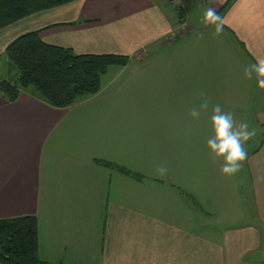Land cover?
<instances>
[{
  "label": "crops",
  "instance_id": "obj_1",
  "mask_svg": "<svg viewBox=\"0 0 264 264\" xmlns=\"http://www.w3.org/2000/svg\"><path fill=\"white\" fill-rule=\"evenodd\" d=\"M209 4L225 17L219 37L202 24ZM32 31L78 54L129 56L125 66L107 70L98 93L66 108L44 103L32 91L12 102L0 94V219L36 216L44 263L244 264L258 251L264 238V138L245 161L254 224L226 225L228 206L219 199L211 206L201 196L212 194L184 179L202 174L191 149L207 147L213 134L210 110L198 120L188 115L201 91L250 129H264V89L262 96L245 89L250 80L236 69L264 59V0H75L0 29V58ZM149 69L155 75L145 76ZM127 71L139 74L140 96L156 100V127L167 142L174 187L163 188L165 178L157 172L132 167L131 142L119 130L125 124H115L117 109L95 107L102 94L122 90L115 85L130 81L121 77ZM4 79L16 83L1 74ZM214 160L217 172L223 161Z\"/></svg>",
  "mask_w": 264,
  "mask_h": 264
},
{
  "label": "trees",
  "instance_id": "obj_2",
  "mask_svg": "<svg viewBox=\"0 0 264 264\" xmlns=\"http://www.w3.org/2000/svg\"><path fill=\"white\" fill-rule=\"evenodd\" d=\"M75 0H0V29L27 16ZM4 54L18 71V81H0V94L15 101L22 91H32L44 103L66 108L99 92L102 77L112 66L122 67L128 55L78 54L71 48L45 43L39 31L17 37ZM104 166L140 177L124 166L98 160ZM0 264H46L39 256L38 220L26 215L0 219Z\"/></svg>",
  "mask_w": 264,
  "mask_h": 264
},
{
  "label": "rangeland",
  "instance_id": "obj_3",
  "mask_svg": "<svg viewBox=\"0 0 264 264\" xmlns=\"http://www.w3.org/2000/svg\"><path fill=\"white\" fill-rule=\"evenodd\" d=\"M172 1V0H171ZM177 2V1H173ZM197 11V10H196ZM252 63L251 61H248ZM118 67V66H117ZM112 68V67H111ZM110 68V69H111ZM237 71H241V76L244 77V69L236 68ZM6 56L0 58V75L6 74L8 78L14 82L18 81V71L16 69H11ZM8 72V73H6ZM8 74V75H7ZM108 72L102 77L104 82L108 78ZM130 73V71L125 72L121 77H130L127 82L121 79L115 85V89H122L120 92L102 94L98 99V105L95 107L106 108L112 107L117 109V115L115 116V124L124 123L125 129H119L125 131L130 144V154L129 163L134 168H144L145 171L150 173L157 172L158 165H165L168 169L167 174L163 177L165 178L163 188L174 187L168 176H170V171L172 167L171 157H169V149L167 148L166 141L164 138L163 129L161 128V133L157 129L156 116L154 112L155 101L154 96L142 97L139 94V74ZM155 75L153 69H149L145 72V76ZM245 89L248 88L254 94L263 95V89H260L256 85V80L253 78L250 82L244 81ZM119 126V125H116ZM252 128L254 126H251ZM118 130V129H117ZM264 138V129L259 127L256 131V136L251 139L249 143L246 144L248 155L253 152L257 143H261ZM193 151L194 157L197 159L196 167L198 170L202 168V174L199 173V178L184 179L185 185H192L195 189L199 188L201 190L209 191L212 196L203 195L201 198L206 199L210 202L211 206L215 203L217 206V199L220 200V204L223 202L229 208L227 215L230 217L224 220L225 224L230 226V224H244L251 225L256 222L255 210L251 202L250 193V179L246 171V164L244 163L243 169L234 176H227L220 174V169L215 172L216 163L214 156L210 153L207 147L200 145L191 149ZM165 160L160 161L161 158ZM212 172L213 176L209 175ZM183 174L182 172H180ZM158 175V174H157ZM159 176V175H158ZM160 177V176H159ZM210 177L212 179H210ZM141 178L142 175H141ZM144 179V178H143ZM145 183L148 186L158 187L155 185V180L145 177ZM188 180V181H187ZM214 191H218L220 195L214 196ZM198 207V206H197ZM215 209L218 210L217 207ZM224 214V213H222ZM261 235L264 237V232ZM264 241V238H263ZM261 242V247L258 251L250 253L248 257L244 260V264H264V242Z\"/></svg>",
  "mask_w": 264,
  "mask_h": 264
},
{
  "label": "clouds",
  "instance_id": "obj_4",
  "mask_svg": "<svg viewBox=\"0 0 264 264\" xmlns=\"http://www.w3.org/2000/svg\"><path fill=\"white\" fill-rule=\"evenodd\" d=\"M202 24L204 29L211 27L212 35L219 37L225 28V17L217 8L209 5L204 6ZM197 38H203L204 32L196 30ZM244 77L248 80L255 78L256 85L264 89V59H256L254 63H249L244 68ZM200 101L189 109L188 115L198 120L202 113L211 111L210 124L213 134L207 138V148L217 159H222L221 173L227 176H234L239 173L248 158L246 144L256 136L255 128L249 127L246 121H238L235 114L225 111L219 103L212 104L207 93H199ZM190 132L191 130H187ZM157 174L163 178L168 169L165 165L157 166Z\"/></svg>",
  "mask_w": 264,
  "mask_h": 264
},
{
  "label": "built area",
  "instance_id": "obj_5",
  "mask_svg": "<svg viewBox=\"0 0 264 264\" xmlns=\"http://www.w3.org/2000/svg\"><path fill=\"white\" fill-rule=\"evenodd\" d=\"M172 1H177V0H172Z\"/></svg>",
  "mask_w": 264,
  "mask_h": 264
}]
</instances>
